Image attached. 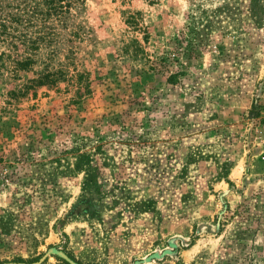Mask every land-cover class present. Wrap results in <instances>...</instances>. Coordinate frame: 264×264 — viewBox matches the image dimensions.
Here are the masks:
<instances>
[{
  "label": "rangeland",
  "instance_id": "1",
  "mask_svg": "<svg viewBox=\"0 0 264 264\" xmlns=\"http://www.w3.org/2000/svg\"><path fill=\"white\" fill-rule=\"evenodd\" d=\"M259 2L255 24L249 0H84L79 36L57 27L32 70H0V261L59 264L58 244L104 264H264ZM46 68L55 84L12 93Z\"/></svg>",
  "mask_w": 264,
  "mask_h": 264
},
{
  "label": "trees",
  "instance_id": "2",
  "mask_svg": "<svg viewBox=\"0 0 264 264\" xmlns=\"http://www.w3.org/2000/svg\"><path fill=\"white\" fill-rule=\"evenodd\" d=\"M84 4V0H0V70L8 72L11 77L18 76L19 71H30L33 65L38 61L37 53L43 47L50 48V44L55 40L58 34L57 27L72 26L73 23L68 21L75 15L79 14ZM226 8V7H225ZM249 14L255 24H258L260 10L262 5L259 0H249ZM216 10V9H215ZM219 11V8L216 10ZM229 11V10H228ZM227 11V12H228ZM78 12V13H77ZM202 9L198 18L197 25H192L190 33L192 35H201L204 27L210 24H204L202 28ZM130 23L136 24V16H131ZM74 37L79 36L78 30L74 27L70 31ZM180 35L178 45L187 59L197 57L196 50L202 45V39L196 37L186 38ZM196 53V55H195ZM183 72L181 69L169 74L168 81L174 83V77ZM62 73L50 71L47 68L37 72V76L27 80L26 86H20L13 90V94H25L28 90H35L41 86H51L57 82ZM260 105L255 101L252 102L248 112L249 118H256L260 115ZM75 162L78 170L91 173L94 170L89 152H80L77 154ZM91 177V174H90ZM91 180V178L89 179ZM219 230H221V220L218 219ZM53 256L59 264H104L100 262H85L78 258L73 252L67 250L65 245H53ZM40 256L32 259L22 257L13 258L12 260L0 261V264H32L38 261ZM45 260L39 264H44ZM132 264H143L141 259L134 260Z\"/></svg>",
  "mask_w": 264,
  "mask_h": 264
},
{
  "label": "water",
  "instance_id": "3",
  "mask_svg": "<svg viewBox=\"0 0 264 264\" xmlns=\"http://www.w3.org/2000/svg\"><path fill=\"white\" fill-rule=\"evenodd\" d=\"M46 256H47L46 254L43 255L42 257H40V259L38 261H36V262H34L32 264H39V263L43 262L46 259Z\"/></svg>",
  "mask_w": 264,
  "mask_h": 264
}]
</instances>
